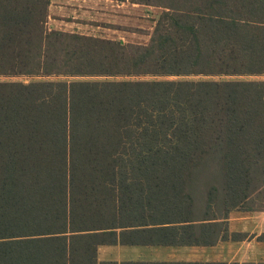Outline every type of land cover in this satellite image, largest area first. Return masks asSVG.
Instances as JSON below:
<instances>
[{
	"label": "trees",
	"instance_id": "trees-1",
	"mask_svg": "<svg viewBox=\"0 0 264 264\" xmlns=\"http://www.w3.org/2000/svg\"><path fill=\"white\" fill-rule=\"evenodd\" d=\"M134 2L163 8L147 44L0 0V264H98L118 229L226 218L264 184V0Z\"/></svg>",
	"mask_w": 264,
	"mask_h": 264
},
{
	"label": "crops",
	"instance_id": "crops-1",
	"mask_svg": "<svg viewBox=\"0 0 264 264\" xmlns=\"http://www.w3.org/2000/svg\"><path fill=\"white\" fill-rule=\"evenodd\" d=\"M118 233L117 242L98 246V264H264V202L226 218L149 222Z\"/></svg>",
	"mask_w": 264,
	"mask_h": 264
},
{
	"label": "rangeland",
	"instance_id": "rangeland-1",
	"mask_svg": "<svg viewBox=\"0 0 264 264\" xmlns=\"http://www.w3.org/2000/svg\"><path fill=\"white\" fill-rule=\"evenodd\" d=\"M162 11L161 6L136 3L134 0H50L47 27L49 30L58 29L122 40L124 43L147 44L154 31L156 19ZM228 77L237 76H193L216 79ZM244 77L246 76L239 78ZM257 77L264 78V76L254 78ZM259 182L260 180H257L256 183ZM263 202L264 184L239 207L253 209L261 206Z\"/></svg>",
	"mask_w": 264,
	"mask_h": 264
}]
</instances>
